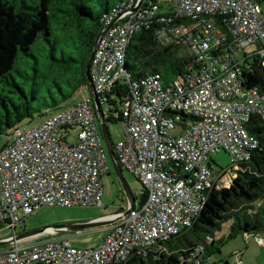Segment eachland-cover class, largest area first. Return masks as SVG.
<instances>
[{
	"label": "built area",
	"instance_id": "obj_1",
	"mask_svg": "<svg viewBox=\"0 0 264 264\" xmlns=\"http://www.w3.org/2000/svg\"><path fill=\"white\" fill-rule=\"evenodd\" d=\"M162 1L192 23L158 31L157 37L183 35L177 41L199 68L167 85L149 77L125 100L124 138L113 152L121 170L140 184L143 204L125 216H104L115 220L95 248H73L66 237L20 248L16 242L0 251V264H124L155 253L192 224L209 190L222 187L228 174L232 178L257 146L245 123L254 113L264 117V100L255 89L241 87L240 74L251 58H264L261 0ZM155 10L147 0H124L105 17L107 29L97 39L89 69L97 100L124 77L130 37ZM213 14L226 23L228 37L202 25V16ZM192 30L205 37L194 38ZM103 146L89 90L43 123L18 128L0 149V229L8 230L7 238L24 224L20 215L26 218L40 207L101 206V175L108 171ZM219 151L229 155L230 164L213 174L206 161Z\"/></svg>",
	"mask_w": 264,
	"mask_h": 264
},
{
	"label": "trees",
	"instance_id": "obj_2",
	"mask_svg": "<svg viewBox=\"0 0 264 264\" xmlns=\"http://www.w3.org/2000/svg\"><path fill=\"white\" fill-rule=\"evenodd\" d=\"M123 1L0 0V137L9 136L8 131L21 121L50 105L58 106L80 88H86L85 68L94 42L104 28L105 17ZM147 1L156 10L130 37L124 52V77L115 88L98 97L106 124L116 120L121 123L125 100L141 81L154 77L167 85L183 81L199 68L188 47L177 41L183 35L167 40L156 35L158 31L167 33L169 28L186 26L192 23L190 18L178 16L169 2ZM202 17L206 29H218L228 37L226 23L218 14ZM191 33L194 38L205 37L203 31ZM181 49L188 52L182 58L178 55ZM246 64L248 67L240 74L241 87L255 89L264 100V58H251ZM37 100L39 104L32 106ZM104 104L109 106L108 113L102 109ZM118 104L122 106L120 111ZM96 124L98 127L97 118ZM245 129L257 146L234 171L228 187H220L219 183L217 188L212 187L192 224L157 252L129 258L124 264H205L210 256L220 254L223 243L217 246L214 235L225 222H231L228 239L264 232V117L251 114ZM225 264L230 263L225 260Z\"/></svg>",
	"mask_w": 264,
	"mask_h": 264
},
{
	"label": "rangeland",
	"instance_id": "obj_3",
	"mask_svg": "<svg viewBox=\"0 0 264 264\" xmlns=\"http://www.w3.org/2000/svg\"><path fill=\"white\" fill-rule=\"evenodd\" d=\"M261 8L264 12V2H261ZM263 18V14L261 15ZM58 51V50H57ZM59 56V53H56ZM188 52L185 49H181L178 52L179 57H184ZM239 57L242 56L240 52ZM26 59H29L27 57ZM18 63V62H16ZM20 65L17 66V69ZM15 76L16 73L12 72ZM87 88V87H86ZM86 88H80L74 97L64 102H60L58 106L50 105V108H45L40 113H35L32 118H27L20 123H18L14 129H31L41 123H43L49 115L55 113L56 111L66 109L68 107L74 106L80 101L83 95H86L88 90ZM87 91V92H86ZM39 95V94H38ZM40 100L33 101L32 106L39 104ZM102 109L105 113H108L109 106L107 104L102 105ZM122 109V106L118 104V111ZM14 129L8 131L9 136L0 137V148L5 143H11L13 140ZM107 131L109 134L110 142L112 148L124 138L123 125L119 121H114L107 123ZM74 135V132L72 133ZM74 142V139H71ZM105 151V146H103ZM106 153V152H105ZM206 164H210L212 168V173L218 172L222 168H227L230 164L229 155L224 151H219L215 154L210 155ZM108 171L101 175V185H102V195L101 202L102 205L96 206H85V207H70V208H60V207H40L36 209L31 216L22 218L24 224L18 226L16 229V235H22L26 233H31L39 231L45 227H55L67 224H78L85 223L97 218L112 215L115 213H122L127 208V201L119 185V182L115 176L110 162L108 161ZM122 176L125 183L127 184L133 198L135 199V204L138 202V198L141 195V186L138 181L135 180L134 176L126 170H122ZM231 175L228 174L226 182L223 183V188L228 187L229 179ZM231 222H225L222 224L220 230L215 232L214 239L216 240L217 246L219 242L223 244L220 247V254L215 253L210 256L205 264H225V260H228L230 264H264V245L261 246L256 238H261L264 240V232L256 234V236L242 235L238 234L232 239H228V229ZM107 226H100L96 228L86 229L79 232H61L55 235L51 234H41L34 237L25 238L17 242V247L31 246L36 243L45 242L50 239H59L66 237L70 245L73 248L80 250H87L95 248L107 234ZM11 236L7 229H0V238H7ZM37 238V239H36ZM11 245L6 246V249ZM13 246V245H12ZM240 252V253H239ZM238 258L240 260H238Z\"/></svg>",
	"mask_w": 264,
	"mask_h": 264
},
{
	"label": "water",
	"instance_id": "obj_4",
	"mask_svg": "<svg viewBox=\"0 0 264 264\" xmlns=\"http://www.w3.org/2000/svg\"><path fill=\"white\" fill-rule=\"evenodd\" d=\"M107 29V27L103 28V30L101 31V33H103L105 30ZM100 33V34H101ZM100 34L98 35V37L100 36ZM97 37V39H98ZM96 41L94 42L92 51L90 52V55L88 57L87 60V64H86V68H85V76H86V87L89 90L90 96L94 102V110L96 113V118L98 121V128H99V132L101 134L102 137V141L103 144L105 146V152H106V156L108 161L110 162L112 169L115 173V176L119 182V185L122 189V192L126 198L127 201V208L126 210H124L121 214L123 216H125L130 210L134 209L136 206L140 207L144 200H145V194L141 193V195L138 198V202L135 204V199L133 198L127 184L124 181V178L122 176V170L120 168V166L118 165L113 149H112V145L110 142V138H109V134L107 131V124L104 121V116H103V112L101 110V106L100 103L98 102L95 94H94V90H93V86L89 77V69H90V63L92 60V56L96 47ZM115 219H103V217L101 218H97L85 223H78V224H67V225H61V226H55V227H45L39 231H35V232H31V233H26V234H22V235H15L14 237H10V238H6V239H0V248H4L8 245H13L16 242L25 239V238H29V237H34L36 235L39 234H51V235H55L61 232H66V233H70V232H79L82 230H86V229H91V228H96V227H100V226H107L110 225L111 223L114 222Z\"/></svg>",
	"mask_w": 264,
	"mask_h": 264
},
{
	"label": "crops",
	"instance_id": "obj_5",
	"mask_svg": "<svg viewBox=\"0 0 264 264\" xmlns=\"http://www.w3.org/2000/svg\"><path fill=\"white\" fill-rule=\"evenodd\" d=\"M257 242L263 246L264 245V240H262L261 238H256ZM240 253V252H239Z\"/></svg>",
	"mask_w": 264,
	"mask_h": 264
},
{
	"label": "flooded vegetation",
	"instance_id": "obj_6",
	"mask_svg": "<svg viewBox=\"0 0 264 264\" xmlns=\"http://www.w3.org/2000/svg\"><path fill=\"white\" fill-rule=\"evenodd\" d=\"M100 133V132H99Z\"/></svg>",
	"mask_w": 264,
	"mask_h": 264
}]
</instances>
